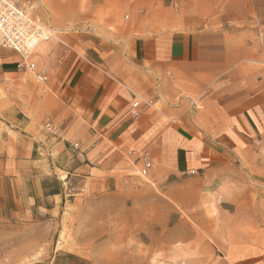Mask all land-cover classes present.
<instances>
[{"label": "crops", "instance_id": "obj_1", "mask_svg": "<svg viewBox=\"0 0 264 264\" xmlns=\"http://www.w3.org/2000/svg\"><path fill=\"white\" fill-rule=\"evenodd\" d=\"M35 1L46 84L0 48V218L264 264V0Z\"/></svg>", "mask_w": 264, "mask_h": 264}, {"label": "rangeland", "instance_id": "obj_2", "mask_svg": "<svg viewBox=\"0 0 264 264\" xmlns=\"http://www.w3.org/2000/svg\"><path fill=\"white\" fill-rule=\"evenodd\" d=\"M80 226L72 209L53 217L37 211L27 217L4 216L0 218V264H186L179 257L169 261L168 249L152 248L140 235L102 248L104 236L90 246V232ZM96 254L95 262L90 257Z\"/></svg>", "mask_w": 264, "mask_h": 264}, {"label": "built area", "instance_id": "obj_3", "mask_svg": "<svg viewBox=\"0 0 264 264\" xmlns=\"http://www.w3.org/2000/svg\"><path fill=\"white\" fill-rule=\"evenodd\" d=\"M36 11L35 0H0V48L17 53L21 59L17 69L32 75L37 83L44 85L47 77L36 72V65L30 59L41 43L52 38L53 32L37 18ZM138 106L137 102L133 107ZM138 117L139 113H134L133 118ZM47 128L54 130L50 126ZM149 166L146 165L147 168Z\"/></svg>", "mask_w": 264, "mask_h": 264}]
</instances>
